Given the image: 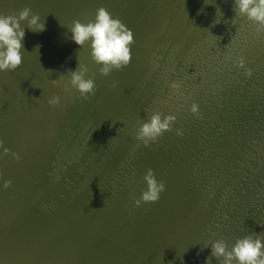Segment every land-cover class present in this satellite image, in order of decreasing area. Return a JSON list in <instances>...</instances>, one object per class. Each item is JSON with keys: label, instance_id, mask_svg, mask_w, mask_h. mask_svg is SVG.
Here are the masks:
<instances>
[{"label": "water", "instance_id": "1", "mask_svg": "<svg viewBox=\"0 0 264 264\" xmlns=\"http://www.w3.org/2000/svg\"><path fill=\"white\" fill-rule=\"evenodd\" d=\"M101 6L119 17L135 40L131 63L107 77L90 62L88 45L76 44L67 27L74 19H94ZM233 6L234 0H0V13L31 7L46 25L33 32L22 23V64L0 71V139L10 153H19L28 186L36 173L34 145L45 139L43 132L52 130L53 162L59 152L65 156L60 170L65 196L50 201L65 205V217L56 208L42 223L51 234L41 232L35 260L27 241L31 220H24L19 203L7 199L11 212L0 221V264H185L194 251L189 243L203 235L209 244L214 236L208 230L217 225L224 224L234 242L264 233V34L235 17ZM240 57L244 68L236 66ZM79 63L95 79V95L88 99L75 89L64 90L69 71ZM122 79L126 83L120 86ZM173 81L181 83L179 92L170 87ZM55 95L61 103L53 107L48 101ZM36 102L38 112L32 111ZM193 102L199 116L189 110ZM145 110L177 117L173 130L148 147L135 139ZM238 132H248V138L239 134L234 141ZM222 151L234 152V162ZM0 155V172L13 176L18 162L5 157L3 148ZM148 168L166 190L158 202L136 207ZM89 177L98 185L88 188V183L83 188L92 193L76 196L77 180ZM224 180L237 183L232 199L225 195ZM31 199L25 197L30 204ZM215 204L224 206L221 212H215ZM205 245H199L200 264L211 255V245ZM212 264H218L215 257Z\"/></svg>", "mask_w": 264, "mask_h": 264}, {"label": "clouds", "instance_id": "2", "mask_svg": "<svg viewBox=\"0 0 264 264\" xmlns=\"http://www.w3.org/2000/svg\"><path fill=\"white\" fill-rule=\"evenodd\" d=\"M233 10L235 17L246 19L255 26L259 34H264V0H234ZM234 17V18H235ZM33 32L45 30V22H41L39 13L33 12L31 7L21 9L18 14L0 13V71H14L23 60V39L25 27ZM68 29L72 33L71 39L81 47L88 45L91 60L98 66V72L102 76H109L113 70H122L132 60L131 46L135 43L134 34L119 17H113L106 7H99L96 10L94 19L82 22L74 19ZM239 68L245 67V60L240 57L236 62ZM87 65L80 64L75 71H69L70 78L64 85L66 92L75 89L80 97L88 99L95 95L96 83L92 76L88 75ZM246 75L251 77L252 70L246 69ZM59 80H52L57 85ZM170 87L179 92L182 85L179 81H173ZM48 103L55 107L61 103V97L55 95ZM194 115L199 116V105L195 102L189 109ZM142 119L137 127L135 139L145 147L152 143H158L165 132L172 131L177 120L176 115L161 113L159 111L149 112ZM177 135H183L182 129H176ZM0 148H3V155H8L11 150L4 147L3 139H0ZM19 160V153H11ZM3 174L0 173V179ZM146 187L142 190L139 198L134 200L135 206L155 203L160 199L162 192L166 190L163 180L157 178L155 170L148 168L143 175ZM11 180H5L4 188L10 187ZM211 245V255L207 258L206 264H212L215 257L218 264H264V233H250L242 238H237L229 246L227 240L221 238L211 241L205 247Z\"/></svg>", "mask_w": 264, "mask_h": 264}, {"label": "bare ground", "instance_id": "3", "mask_svg": "<svg viewBox=\"0 0 264 264\" xmlns=\"http://www.w3.org/2000/svg\"><path fill=\"white\" fill-rule=\"evenodd\" d=\"M199 10H200V8H199ZM185 35H186V37L190 38L187 34H185ZM211 36H212V34H211ZM90 62H93V61L91 60ZM112 73L114 74L116 72L113 70ZM197 73L199 75H202L203 71L201 69H198ZM3 77L4 76H2L0 73V82H2ZM111 78L115 79V76H113ZM241 80L243 82H248V77H243V78H241ZM211 81L212 82L214 81L213 78L211 79ZM125 83L126 82L122 79V84L120 86L124 85ZM252 83H254V82H252ZM106 100H107L106 103H109L107 98H106ZM161 100H162V97H161ZM37 108H38V106H37V102H36V106L32 107V111L38 112ZM42 119L44 120L45 118L42 117ZM86 125H89L88 121H86ZM38 126H40V125L38 124ZM37 129H38V127H37ZM51 133H52L51 128L47 129L45 132L42 133V135H45V137H44L45 139L43 140L44 143L41 139H39L38 142H36L34 145V150H35L34 154H33L34 161L32 164L35 165V167H36V170H35L36 173L31 175V177L29 178L30 186H28L27 183L24 182L25 180H27L26 179L27 175L24 174L25 169L23 168L22 164H20L21 162H19V160H16L11 155V153L8 155H5V157H8L10 155V157H9L10 161H13L15 163H16V161L18 162L14 167L17 171H15V174L13 176H9V175H6L4 172H0L4 175L3 178L0 179V221L6 220L7 215H9L8 211L11 212L10 208H9V210L6 209L7 199H9L10 201L14 200L17 204L19 203V207L22 210H24L23 213L26 214L24 220H29V219L31 220L32 236L27 241H29V244H30L29 253L30 254L32 253L34 256H37L36 246L41 243V241H40L41 240V232H44L46 229L47 230L46 235L49 237V235L51 234V233H49V231H51V227L48 226L47 228L46 227L44 228L42 226V223L43 222L48 223L46 218H49L50 216H52L53 214L50 215V213L55 211L56 208L58 211L61 212L62 216L65 217V205H63L61 203L60 204L56 203V205L54 203V205H52L50 203V201L57 202V198L59 200H62V198H60V197L65 196V194H64L65 193V176L60 171V170H65V156L63 155V153L59 152L60 154L58 153L57 157L55 159L56 165H58V166H55V161L53 162V159L51 157V155L54 154L53 153L54 150H53L52 146L55 147V145H54L55 143H53L54 138L51 135ZM239 134L243 138H248V132H243V133L238 132V133L234 134V138H233L234 141L237 139ZM64 139H65V137H63L61 139L62 143H63V141H65ZM247 140H245V141H247ZM52 143H53V145H52ZM237 151H238V148L236 149L235 153H237ZM222 154L227 155L226 159L228 162L229 161L234 162V160H233L234 152L231 151V154L228 155L224 151H222ZM2 159H3L2 155H0L1 162H2ZM5 161H6V159H5ZM49 162L52 166L50 169H49ZM112 162L114 163L115 161H112ZM54 166H55V168H54ZM45 172L48 174L45 175ZM230 175H233V174H230ZM91 178L92 177H89L87 180H77L78 185H80L81 187H79L78 190L76 191V193H75L76 196H82V195L85 196L87 194L90 195V193H92L90 190L88 192L85 188H83V187L87 186L88 183H89L88 188L90 186L92 188V187L98 185V182H96V184H91L89 182ZM5 180H11L12 181V184L10 187H8V188L3 187V183ZM237 181L238 182L240 181L239 183L240 184L242 183L245 186L244 180H237ZM256 181L257 180H249V183L251 185H254L255 183H258ZM235 182L236 181H234V180H224V182H223L224 184H222V186H224V188L226 189L227 193H225V195L227 196V198L232 199L233 194H234L233 187H236V184H237ZM101 183L105 185L106 183H109V182L107 180V181H104ZM216 184H218V182ZM216 184H214V185H216ZM261 185H262V187L264 186V184H261ZM256 188H259V187H256ZM256 190L258 191L259 189H256ZM256 193H258V192H256ZM75 194L71 193L69 195H70V197H76V196H74ZM21 197L24 198L23 199L24 202L19 201V199ZM25 197H31L32 198L31 200L33 202L31 201V204H30V202L25 201ZM245 199H246L245 196L242 197L243 203H244ZM47 206L49 207L48 210H44V207H47ZM223 208H224V206H219L217 204H215V206H214V210L217 213L221 212ZM205 209H207V208L205 207ZM231 211L232 210H229V212H231ZM197 216H199V214H197ZM63 217H61V218H63ZM242 220H243V218H242ZM204 221H207V220L202 219L200 221V225L204 226V223H202ZM200 225H198L196 230H200ZM208 231H212L213 236H214L213 237L214 240L223 238V239L228 241L229 246H231L234 243L233 240L229 239L230 235H228V233L225 234L224 224H222L221 226L217 225L216 227H214L213 229H209ZM17 232L18 231L15 230L14 236L16 238L19 237L18 238L19 241H23V239L21 237L22 235L19 236L17 234ZM208 235L210 236V233H208ZM202 236L203 235L198 236L195 241H191L189 243L190 246L194 247V251L188 256V258H186L185 264H200L201 263L200 261L204 258V254L201 253V251L199 249V245L201 244V241L204 244L208 243L206 241V239L202 238ZM11 240H12V243L15 244V241L13 239H11ZM18 246L21 247V252L23 253L24 252L23 246L21 244H19ZM208 253L211 254V249ZM37 259H38V256L35 258V260H37ZM33 264H36V261L33 262Z\"/></svg>", "mask_w": 264, "mask_h": 264}]
</instances>
